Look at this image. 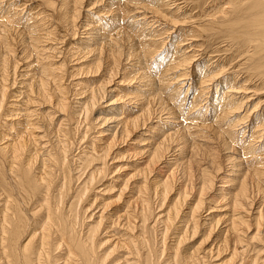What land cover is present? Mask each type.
<instances>
[{
  "label": "bare ground",
  "instance_id": "6f19581e",
  "mask_svg": "<svg viewBox=\"0 0 264 264\" xmlns=\"http://www.w3.org/2000/svg\"><path fill=\"white\" fill-rule=\"evenodd\" d=\"M36 1L26 8L20 25L23 9L14 0H0V124L5 128L0 132V264H108L118 247L127 255L117 256L121 261L115 256L109 264H211L205 260L211 254L182 253L181 244L197 233L196 211L203 208L204 190L227 163L220 179L231 188L219 187L215 196L228 200L231 214L225 217L221 242L210 249L218 252L230 243L231 257H241L238 264H264L259 254L264 244L252 256L244 255L255 249L251 242L264 243V0H89L84 11L100 2L104 10L85 13L83 22L86 0ZM38 6L44 10L34 12ZM79 28L85 31L83 39L66 45ZM19 32L22 48L17 52L13 35ZM80 52L94 55L92 69L85 65L80 70L97 79L64 85L69 75L59 68ZM61 53L67 60L59 67L46 60ZM20 59L28 61L23 64L28 68L17 73L21 86L10 95ZM118 75L115 98L109 97L107 106L90 119L115 91L110 87ZM121 83L131 88L122 92ZM119 98L132 104L112 106ZM41 104L48 105L46 113L34 107ZM33 114L45 123L42 135L35 134L40 126ZM7 116L22 119L6 122ZM153 116L160 121H152ZM110 123L115 130L101 144L98 138L86 139L97 125ZM139 128L149 131L138 152L145 164L129 176L137 178L122 220L112 218L103 226L110 230L120 221L121 238L100 254L103 244L97 235L109 204L100 201L96 221L92 218L93 224L84 227L91 211L99 208L97 196L85 199L101 181L115 141ZM44 136L49 140L38 141ZM170 151L176 152L172 159L167 157ZM177 169L182 171L177 197L161 214ZM185 176L197 179V185L191 181L190 186ZM120 187L123 194L126 182ZM192 190L199 195L190 216L175 227L179 235L170 246L166 240ZM254 202L255 232L247 237L253 222L240 210L249 211ZM214 222L208 225L209 234L219 220ZM151 229L159 236L156 251Z\"/></svg>",
  "mask_w": 264,
  "mask_h": 264
},
{
  "label": "rangeland",
  "instance_id": "374dc122",
  "mask_svg": "<svg viewBox=\"0 0 264 264\" xmlns=\"http://www.w3.org/2000/svg\"><path fill=\"white\" fill-rule=\"evenodd\" d=\"M26 3L25 4V7H23L24 5H21L22 3H24V2ZM139 1H142V2H144L143 0H139ZM14 2H15V4L16 5H19V8H22L23 9V12L20 14L21 15V24L20 25H24V24H22V21H23V18H24V16L26 15V11H27V9L26 8H30V7H32L33 8V6L34 5H36L37 4V1L36 0H14ZM36 2V3H35ZM89 2V0H86L85 1V3H84V8H83V14L81 13V17H80V21L79 22H83V19L85 18L84 17V15H86L85 13H87L88 15H90V14H92L91 12H94L95 10H104L103 9V6H101V2L99 3V5H94L93 7H90L91 9H89V11H84V10H88V9H86V8H89L88 6H85L87 3ZM21 5V6H20ZM41 6H43V7H46V8H48L47 6H45V5H41ZM41 6H38V7H36L35 9H34V12L35 11H39V9H40V11H42V10H44V8H41ZM99 6H101V7H99ZM131 6H133V5H131ZM102 8V9H101ZM49 9V8H48ZM16 10L17 11H19L17 8H16ZM48 11H45V13H47ZM23 14V15H22ZM220 15V14H219ZM83 16V17H82ZM110 16V15H109ZM101 17V16H100ZM89 20V19H88ZM30 22H32V21H30ZM42 22H44V21H42ZM84 30H82V28H79V33H78V35L76 34L75 36H69L68 38H67V41L65 42V44L67 45L70 41L71 42H74V41H76V40H78V37H80L81 39H83V35H84ZM82 33V34H81ZM71 34V33H70ZM13 36H15V44H16V50H17V52H18V50L19 49H21L19 46L20 45H22V41H20V40H18V39H20L19 37H21V33L19 32V33H17V34H14ZM85 37V36H84ZM18 38V39H17ZM53 40L51 41L52 43L54 42V44L58 41L60 44H57L58 46L57 47H60V46H62V49L64 48L63 46H65V44H63V43H61L60 41L61 40H55L54 38H52ZM55 40V41H54ZM50 42V43H51ZM20 43V44H19ZM19 44V45H18ZM223 44V43H222ZM221 44V45H222ZM51 45V44H50ZM69 47V46H68ZM16 52V53H17ZM85 53V56H84V54H83V52H80V54L78 53L77 55L78 56H75L74 58H73V60H71L70 62L68 61V62H66L62 67H60L59 69H60V71L61 70H63V71H66L67 73H68V77H67V80H66V82H64L65 81V78L63 79L64 81V85H66V84H68L69 82H73V81H75V80H82L84 83H86L85 82V80L87 79H89V78H91V79H97V77L96 78H94V77H91V76H89V74L90 73H85V70H80L81 68H85V65H86V67L87 66H90V65H92L93 63H92V61H93V57H94V55H92L91 56V54L89 55L88 54V52L86 53V52H84ZM47 54H51V52H49V53H47ZM81 55V56H80ZM18 56H19V53H18ZM59 56V57H58ZM58 56L56 55V57H53V59H46V60H50L51 62L53 61V63H54V65L55 66H58L59 67V65L60 64H62V60H63V58H65L66 59V54L65 53H61V54H58ZM82 56H83V58H82ZM88 56V57H87ZM77 57V58H76ZM15 58H17V56L15 57ZM22 58V57H21ZM79 58V59H78ZM90 58V59H89ZM27 60V59H26ZM67 60V59H66ZM19 61V65H18V67L17 68H19L17 71H16V75H17V73H19V72H24L26 69L25 68H28V67H25V65H23V64H27L28 63V61H26L25 62V60H22V59H20V60H18ZM29 62H32V60H30ZM77 62V63H76ZM78 62H79V64H78ZM89 62H90V64H89ZM56 63V64H55ZM58 63H59V65H58ZM82 64H83V67H82ZM89 64V65H88ZM34 65V63L33 64H31V66H33ZM30 66V67H31ZM29 67V68H30ZM92 67H93V65L91 66V68H90V70L92 69ZM76 68V69H75ZM71 69V70H70ZM22 70V71H21ZM79 70V71H78ZM88 74V75H87ZM16 77V84L13 86V89H10V91L11 92H9V94L10 93H13L14 91H18V89H19V87L21 86L20 85V83H19V81H21L22 79H21V76H15ZM121 76H116V78H114V81H113V85L110 87V88H114L115 89V91H112L111 93H109L108 94V96L104 99V101H102L96 108H95V111H93L92 113L93 114H91V116H90V119H91V117L92 118H95L97 115H98V113H100L101 111H102V108H105V106H107V104L109 103V97H111V96H113L114 95V97H112V98H115V93H116V87H114L116 84H117V82H119V78H120ZM10 79V78H9ZM69 80V81H68ZM99 83V82H98ZM122 84V85H121ZM120 84V86H119V88H120V90H123L122 92H124V90H128V89H130L131 88V86H128L127 84L126 85H124V83H121ZM68 87H69V85H68ZM76 89V88H75ZM11 95V94H10ZM110 95V96H109ZM182 95H183V93H182ZM181 95V96H182ZM71 97V99H73V101L75 102V98H77V97H74L73 95L72 96H70ZM10 99L12 100V97H10ZM9 99V100H10ZM124 99H125V101H124ZM15 100V99H14ZM13 100V101H14ZM122 100V101H121ZM119 101V102H118ZM121 101V102H120ZM124 101V102H123ZM128 100H127V98H119V100H116L115 102H114V104H111L112 106H118L119 104L120 105H123L124 107H126V106H129V104H132L131 102H127ZM15 102V101H14ZM174 104V103H173ZM172 104V105H173ZM6 106H8V105H6ZM36 106V107H35ZM34 107L35 108H37L39 111H43V112H45L46 113V110L44 109V108H47L48 107V105H40L39 107L37 106V105H34ZM13 108V107H12ZM117 112V111H116ZM42 113V112H41ZM128 113V112H127ZM61 114L62 113H60V116H61ZM57 115V114H56ZM14 119H13V118ZM33 117H35L36 119H33L34 121H36L37 120V122L36 123H38V125L40 126L39 128L40 129H37V130H34L35 131V134H40V135H42L41 133L44 131H47V129H45V123H42L43 121H39L38 119H37V117H36V115H34L33 114ZM154 117V116H153ZM3 118H6L7 120H4V121H6V122H11L12 120H16V121H21V117H19V116H17V118L16 117H14V116H7V117H3ZM12 119V120H11ZM58 119H60V118H56L55 120H54V122H58ZM157 119V120H156ZM159 118H157V117H154L153 119H152V121L154 120L155 121V123L156 122H158V121H160V119L158 120ZM3 122V121H2ZM1 122V123H2ZM43 124H44V126H43ZM1 125H3V124H0V132H3V130H5V128L4 127H2ZM53 125V124H52ZM114 125V123H110L109 125H101V126H98L97 125V127H96V129L95 130H91V131H89L88 132V138H86L87 140H89V139H92L93 140V138H98V140H99V144H101V142L102 141H104L105 140V137L106 136H108L109 135V133H111V132H113L112 130H115V128H113V127H111V126H113ZM150 125V123H148V124H146V126H149ZM43 126V127H42ZM19 128V127H18ZM43 128L45 129V130H43ZM107 129V130H106ZM109 129V130H108ZM43 130V131H42ZM49 130V129H48ZM100 130H102L103 131V134H104V136H103V134H101V135H99L97 132H99ZM145 130V131H144ZM94 131V132H93ZM97 131V132H96ZM105 132V133H104ZM144 132H145V134L146 135H143L144 134ZM96 133V134H95ZM107 133V134H106ZM142 133V134H141ZM148 133H149V131H147V129L146 128H144V129H138L137 131H135V132H133V134H132V132L131 133H129V136H128V138H122V139H117V141H115L116 143V145H114L113 146V148H111V152H109V156H108V158H109V160H108V158H107V160H108V162H107V164H109L108 166L106 165L105 167H107V168H109V169H107V168H104V171H103V175L101 176L102 178L100 179L101 181H98L97 182V184H95L94 185V187H95V189H93V190H91V191H89L91 194H90V196H89V193H88V197L87 198H89V197H91L90 199H85V201H89V200H91V199H93V197H96L97 196V199L99 200H97V204H98V207L99 208H95L94 209V211L92 210L91 211V213H94L93 214V216L90 218V221H88V220H86L85 219V224H84V227H85V225L87 224V223H89V224H93V220H92V218L96 221V219H97V216H99L98 215V213H100V211L98 212V209L100 210L101 209V205L102 204H100L99 202L100 201H102V202H104V203H108L109 204V206H108V209L105 211V213L104 214H102V215H104L103 216V223H104V225L102 224V226H101V228H100V231L102 232V234H101V232H99L98 233V235H97V240H99L100 241V243L101 244H103V245H99V253L101 254V253H108L109 252V250L111 249L112 250V248H113V244L115 243L114 241H117V239H119V238H121V237H119L118 235H120V234H122L123 233V227L121 228V227H119L118 226V224L120 223V221H119V223L116 225V226H114V228L113 227H110V230H109V228H106V229H104V227L103 226H109L110 225V222H111V220H112V218H113V220L116 218H120V220H122V218L124 217V216H121V215H123V212H124V208H125V203H126V201L128 200V198L130 197L129 195L130 194H132L131 193V190L129 189V188H131L130 187V185H131V183L133 182V180H134V178L136 177L137 178V175L136 176H134V177H132V178H130L129 176H131V174L133 175L134 174V171H135V169L137 170V169H140V168H142L143 166H144V154H142L141 155V153H139L138 154V152H139V150L141 149V147L143 146V141H141L144 137H146L147 135H148ZM44 134V133H43ZM130 134H132V135H130ZM46 135V134H45ZM99 135V136H98ZM46 136H49V134L48 135H46ZM46 136H44L43 138H41L40 140H38V141H40L41 143H44V142H46V139L47 140H49V138L51 139L52 137V135L50 134V136H49V138L48 137H46ZM141 136V137H140ZM107 138V137H106ZM110 138V137H109ZM43 140V141H42ZM147 142V141H146ZM140 147V148H139ZM173 151H170V156H168L167 155V157H169V158H171L172 159V157H173V155L174 154H176V152L174 153H172ZM111 153V154H110ZM136 153V154H135ZM113 155V156H112ZM131 155V156H130ZM117 156V157H116ZM113 157V158H112ZM170 159V160H171ZM106 161V160H105ZM95 164V165H94ZM98 164V165H97ZM224 164V163H223ZM226 164V163H225ZM228 164V163H227ZM226 164V165H227ZM93 166H99L100 165V163H93L92 164ZM91 165V166H92ZM203 165H204V163H203ZM226 165H225V167H224V165H222L223 166V168H222V170L220 171V173H218L217 174V176H215V179H214V182H213V185H211V186H208V187H206V189L204 190V195L202 196V198L204 199V205H203V208H200L198 211H196V216H198L199 217V227H198V231H197V233L194 235V237L193 238H191V239H189V237L185 240V241H183L182 242V244H181V251H182V253H187V252H191V253H193V255H210L211 256V258L209 257H207L206 256V259L205 260H207L208 261V263H209V261H210V263L211 264H238L240 261H238L239 260V258H241L240 256H237V257H235V258H233V257H231V248H232V245L230 244H228L226 247H222V248H220V250H218V252H217V250L216 249H210V247L212 246H214V244L216 243V244H219L220 242H221V238H223L222 236H223V234H224V228L226 229V223L227 222H224V220H226L225 219V217L227 216L228 217V215H230L231 214V211H230V206H229V204H228V200L227 199H223V200H221L220 201V198H218L217 197V195L215 196V193H216V191H217V189L219 188V187H222V186H224L223 188H228V189H230L231 188V186H229V185H224V183L222 182V178L220 179V177L221 176H223L224 175V173L226 172ZM230 165V164H229ZM228 165V166H229ZM142 166V167H141ZM134 167V168H133ZM173 167V166H172ZM171 167V168H172ZM170 168V169H171ZM177 172H179V173H177L176 174V178H174V179H176L175 181H172L171 182V189H170V199L168 200L167 199V201L164 203V205H162V207H161V209L160 210H162L160 213L162 214L163 213V210L164 211H166L167 210V208H168V204H172V202H173V200L177 197V194L178 193H176V192H178L177 190H179L178 188H179V186L181 185L180 183L181 182H179L177 179L180 177V175H181V169L178 171V169H177ZM107 175H106V174ZM104 177V178H103ZM187 177V178H186ZM130 178V179H129ZM135 178V179H136ZM190 177L189 176H185V179H187V181H188V183L189 182H191V181H193L194 182V184H196L197 185V179H195L194 180V177H193V180H191L190 181V179H192V177L189 179ZM103 179V180H102ZM196 181V182H195ZM101 182V183H100ZM126 182V185H127V187H124L125 188V190H123L124 191V193H123V191H122V193L123 194H119V191H121L122 189H123V187H120V186H123V183H125ZM179 182V183H178ZM193 182H191V183H193ZM139 184L141 183V181L140 182H138ZM99 184V185H98ZM104 184V185H103ZM107 184V185H106ZM112 185V186H111ZM120 185V186H119ZM189 185L191 186L192 184H190L189 183ZM99 186V187H98ZM110 186V187H109ZM75 187V186H74ZM111 188V189H110ZM118 188H120V190L118 189ZM122 188V189H121ZM127 188V189H126ZM208 188V189H207ZM128 190V191H127ZM192 191H194V190H192ZM116 195H118V196H116ZM190 195V196H189ZM188 196H189V198H188V196H186V199H185V201H184V203H183V205H182V207L180 208V211H179V213H178V218L174 221V227H172V230L170 231V240H169V238L166 240V242H167V244L168 245H170V246H172L173 244H174V239L177 237V235H179V233L177 232L178 231V229L176 230L175 229V227L177 226V227H181L182 225L180 224L181 222L180 221H182V220H185V218L187 219L189 216H190V214H189V212L191 211V208L193 207V205L195 204V202H196V199H197V195H199L198 194V192H197V190H195L194 192H191V194H189ZM98 196H99V198H98ZM214 197V198H213ZM127 198V199H126ZM218 199V201H216V202H214V200L215 199ZM257 198H259V197H257ZM125 199V200H124ZM123 200V201H122ZM256 200V199H255ZM258 201H259V199H257ZM83 202L84 204H82L84 207H86L88 204L86 203V202ZM255 203V204H254ZM253 203V207H251L250 208V210L249 211H244V212H242L241 210H240V213H241V215H247V214H249L248 215V217L246 216V218H249L250 217V223H252V224H250V226H249V229H248V231L249 232H247V237H249L250 235H252L254 232H255V225H253L254 224V221H253V217L255 216V214L256 213H254L257 209V204H258V202H254ZM257 203V204H256ZM125 204V205H124ZM124 205V206H123ZM112 207V208H111ZM213 209V210H212ZM255 209V210H254ZM211 210V211H210ZM253 210V211H252ZM97 211V212H96ZM109 214H108V213ZM235 212H237V209L235 210ZM249 212V213H248ZM107 213V214H106ZM118 213V214H117ZM122 213V214H121ZM154 213H155V211H154ZM159 213V214H160ZM230 213V214H229ZM246 213V214H245ZM254 213V214H253ZM115 214V215H114ZM90 215V214H89ZM95 215V216H94ZM105 215H107V216H105ZM113 215H114V217H113ZM118 215H119V217H118ZM112 216V217H111ZM253 216V217H252ZM108 219H107V218ZM111 217V218H110ZM226 217V218H227ZM96 218V219H95ZM110 218V219H109ZM180 218V219H179ZM219 220V222L217 223V225H215L214 226V229L210 232V234H209V227H211V226H208L209 225V223H213V224H215V220ZM110 220V221H109ZM152 216H150L149 217V220H148V222H149V224L150 225H152ZM213 221V222H212ZM108 222V223H107ZM123 221H121V223H122ZM183 222V221H182ZM205 224V225H204ZM202 225V226H201ZM118 226V227H117ZM254 226V227H253ZM218 227V228H217ZM251 227V228H250ZM117 228V229H116ZM253 228V229H252ZM120 229V230H119ZM246 229V228H245ZM152 230V232H151V240H152V243L154 242V245L152 246L153 248V251H156V250H158V248H159V246L160 245H155V242L157 243V241L159 240L158 238H159V236L158 237H156V233L154 232L153 233V229H151ZM157 230V229H156ZM110 231H111V234H110ZM122 231V232H121ZM105 232V233H104ZM175 233V232H177V233H175V234H172V233ZM104 233V234H103ZM114 233V235H112ZM155 234V235H154ZM207 234V235H206ZM221 234V235H220ZM112 235V236H111ZM116 235V236H115ZM206 235V237H204ZM210 237H209V236ZM114 236V237H113ZM212 236V237H211ZM105 237V238H104ZM108 237V238H107ZM116 237V238H115ZM114 238H115V240H114ZM204 238H205V240H204ZM220 238V239H219ZM106 239H109V240H107L106 241ZM220 240V241H219ZM102 241H103V243H102ZM202 241V243H200ZM113 242V243H112ZM260 243H261V241H259ZM260 243H258V241H254V242H251V244H249L250 246H255V249L254 250H251V252L250 251H248V252H246V253H244V255L245 256H247V254H248V256H252L254 253H256L257 251L256 250H258L259 248H261V245L262 244H264L263 242L260 244ZM255 244V245H254ZM258 245V246H257ZM110 246V247H109ZM155 247V248H154ZM258 247V248H257ZM117 249V250H116ZM115 249V251H113V253H112V255H110V257H109V259L107 260V263L109 262V263H111L110 262V260H112V259H117V260H122V258H120V257H117V256H121V254H124V256L125 255H127L126 254V251L123 249V248H121V247H118V248H116ZM166 249H168V248H166ZM197 249V251H195ZM209 249H210V252H209ZM110 250V251H111ZM247 250H248V248H247ZM116 251H117V253H116ZM171 249H170V253H171ZM215 251V252H214ZM119 252V253H118ZM166 252V251H165ZM207 252V253H206ZM209 252V253H208ZM190 253V254H191ZM198 253V254H197ZM206 253V254H205ZM218 253V254H217ZM251 253V254H250ZM259 254H260V256H262V255H264V251H260L259 252ZM116 256V257H115ZM115 257V258H114ZM214 258V259H213ZM115 259V260H116ZM120 260V261H121ZM113 261V260H112ZM108 263V264H109ZM246 263V262H245ZM163 264H166V263H163ZM247 264V263H246Z\"/></svg>",
  "mask_w": 264,
  "mask_h": 264
}]
</instances>
